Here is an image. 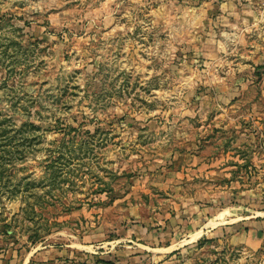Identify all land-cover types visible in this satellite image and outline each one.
I'll return each mask as SVG.
<instances>
[{"label":"rangeland","instance_id":"374dc122","mask_svg":"<svg viewBox=\"0 0 264 264\" xmlns=\"http://www.w3.org/2000/svg\"><path fill=\"white\" fill-rule=\"evenodd\" d=\"M255 218L264 0H0V264H264Z\"/></svg>","mask_w":264,"mask_h":264},{"label":"crops","instance_id":"0c3cea01","mask_svg":"<svg viewBox=\"0 0 264 264\" xmlns=\"http://www.w3.org/2000/svg\"><path fill=\"white\" fill-rule=\"evenodd\" d=\"M246 219V218H245ZM245 221L242 225L243 227H241L242 225H238L237 228H245V227H249L247 229V233L245 232V246L251 249H257L262 242H264V220L263 221H259L258 218L252 219V220H243ZM206 230H215L216 228H211L209 226H205ZM236 228V226H234ZM216 231V230H215ZM203 232V231H202ZM215 233V232H214ZM255 238V239H254ZM254 239V240H253ZM235 240H237V238H235L234 236L230 237L229 239V243L230 244H236ZM264 244V243H263Z\"/></svg>","mask_w":264,"mask_h":264},{"label":"bare ground","instance_id":"6f19581e","mask_svg":"<svg viewBox=\"0 0 264 264\" xmlns=\"http://www.w3.org/2000/svg\"><path fill=\"white\" fill-rule=\"evenodd\" d=\"M226 213H227V211H226ZM226 213H222V214H220L217 218H215V219H212L211 221H209L208 223H207V226H209V227H211V228H215V227H217V226H221V225H224L225 224V216H227L226 215ZM200 234H201V232H194L192 235H191V241H194V240H196V239H198L199 238V236H200ZM184 242V241H183Z\"/></svg>","mask_w":264,"mask_h":264},{"label":"trees","instance_id":"16d2710c","mask_svg":"<svg viewBox=\"0 0 264 264\" xmlns=\"http://www.w3.org/2000/svg\"><path fill=\"white\" fill-rule=\"evenodd\" d=\"M257 69H262L261 67H257Z\"/></svg>","mask_w":264,"mask_h":264}]
</instances>
